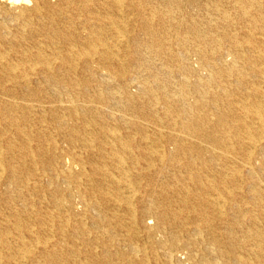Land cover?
<instances>
[{"label":"bare ground","instance_id":"6f19581e","mask_svg":"<svg viewBox=\"0 0 264 264\" xmlns=\"http://www.w3.org/2000/svg\"><path fill=\"white\" fill-rule=\"evenodd\" d=\"M0 264H264V0H0Z\"/></svg>","mask_w":264,"mask_h":264}]
</instances>
